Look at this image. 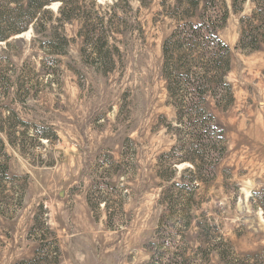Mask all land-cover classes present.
Returning <instances> with one entry per match:
<instances>
[{
    "label": "rangeland",
    "instance_id": "obj_1",
    "mask_svg": "<svg viewBox=\"0 0 264 264\" xmlns=\"http://www.w3.org/2000/svg\"><path fill=\"white\" fill-rule=\"evenodd\" d=\"M31 1L0 0V264H264V0Z\"/></svg>",
    "mask_w": 264,
    "mask_h": 264
},
{
    "label": "trees",
    "instance_id": "obj_2",
    "mask_svg": "<svg viewBox=\"0 0 264 264\" xmlns=\"http://www.w3.org/2000/svg\"><path fill=\"white\" fill-rule=\"evenodd\" d=\"M41 1L42 0H32L30 2V5H33V3H35V4L38 3L39 5H41ZM32 8H33V6H32ZM28 11H31V10H28ZM22 16L23 15L20 14L18 17H22ZM33 17H34V15L33 14L32 15L30 14L29 17H28V19H27V21L25 22V24L27 25L28 23L32 22L33 21ZM207 27L208 26L205 25V26H200V27L192 28V31L194 33H197V32H200L201 33V32H203V30L208 29ZM19 32H20V30L17 31V33H19ZM12 33H14V31L13 32H3V33H0V40L1 41L8 40L13 35ZM210 38H211V40L213 39L214 41H216V43L218 45H220L222 48L227 49L226 46L223 45L222 42H220L215 36H212ZM210 38H208V39H210ZM194 43H195L194 44L195 47H198V48L202 47V44H200L196 40H195ZM164 51H165V55H166V70L169 71V69H170V71H171V73H170V77L171 78L170 77L168 78V80H169V91H170V93H171V95H172V97L174 99V106H175V108L182 113V115L179 116V122L180 123L187 122V124L185 125L186 127L195 128V130H198L199 129L198 128L199 127L198 122H196L195 120L192 121V117H191L192 116V108L190 106L187 107V105H189L188 104L189 101L188 100H184V99H180V98L182 97L181 95L192 94L194 91H198L200 88H203L205 86L199 84L198 82H195L194 80H192V76L195 75V73L193 72L192 69H189L186 72L185 75L180 76V78L182 79V81H179V79H178V81L176 80L177 79V75L174 76V78H173V75H174V72L173 71L174 70H172L173 68H171V66L169 64L171 62V60H170L171 58L168 57L169 51L167 49V46L165 47V50ZM209 60H211L212 62H214L215 65H217V66H215L217 69H220V66H218V61L217 60H214V58L213 59L212 58H209ZM196 83H198V84H196ZM193 105H194V102H193Z\"/></svg>",
    "mask_w": 264,
    "mask_h": 264
}]
</instances>
